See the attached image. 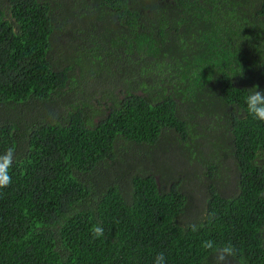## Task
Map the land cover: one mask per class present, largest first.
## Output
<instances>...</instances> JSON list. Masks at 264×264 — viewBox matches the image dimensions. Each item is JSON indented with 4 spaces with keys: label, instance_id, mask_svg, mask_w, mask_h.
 <instances>
[{
    "label": "trees",
    "instance_id": "trees-1",
    "mask_svg": "<svg viewBox=\"0 0 264 264\" xmlns=\"http://www.w3.org/2000/svg\"><path fill=\"white\" fill-rule=\"evenodd\" d=\"M254 84L264 0H0V264H264Z\"/></svg>",
    "mask_w": 264,
    "mask_h": 264
},
{
    "label": "clouds",
    "instance_id": "clouds-1",
    "mask_svg": "<svg viewBox=\"0 0 264 264\" xmlns=\"http://www.w3.org/2000/svg\"><path fill=\"white\" fill-rule=\"evenodd\" d=\"M247 112L254 119L264 121V89L258 85L249 88V93L245 97ZM17 162V153L14 148L9 147L3 153H0V189L8 187L12 182L11 169ZM192 231H197L196 224L190 225ZM93 238L105 236V229L102 222H98L90 229ZM201 247L215 255L217 264H228L229 260L237 254V249L230 243L218 244L214 240L202 241ZM153 264H166L164 253H157Z\"/></svg>",
    "mask_w": 264,
    "mask_h": 264
}]
</instances>
